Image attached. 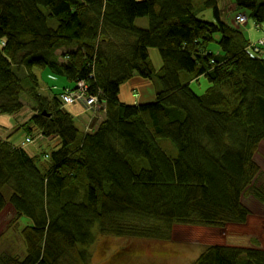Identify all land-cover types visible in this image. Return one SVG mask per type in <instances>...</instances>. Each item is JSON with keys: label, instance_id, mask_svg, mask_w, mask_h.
<instances>
[{"label": "trees", "instance_id": "16d2710c", "mask_svg": "<svg viewBox=\"0 0 264 264\" xmlns=\"http://www.w3.org/2000/svg\"><path fill=\"white\" fill-rule=\"evenodd\" d=\"M229 1L0 0V116L25 110L23 92L33 100L30 118L0 134V216L12 205L7 227L25 223L17 229L23 254L0 248V264H61L69 253L89 264L97 223L116 236L138 223L134 216L246 224L244 199L264 204L255 160L264 141V47L236 25L242 8L259 30L264 0ZM224 8L237 13L224 17ZM202 9L216 20L199 18ZM35 69L68 83L43 94ZM137 75L152 91L139 93ZM203 78L209 86L197 93L192 84ZM82 83L95 100L77 104L91 115L63 101ZM192 264L264 257L211 243Z\"/></svg>", "mask_w": 264, "mask_h": 264}, {"label": "rangeland", "instance_id": "374dc122", "mask_svg": "<svg viewBox=\"0 0 264 264\" xmlns=\"http://www.w3.org/2000/svg\"><path fill=\"white\" fill-rule=\"evenodd\" d=\"M223 3L226 4V7L228 5H230L229 7L232 6L229 0H223ZM219 7L223 8L221 3ZM43 8L46 10V7L43 6ZM239 9L244 11L248 16L247 23L246 21L241 22V24L239 23L240 29L251 39L250 44L256 45L263 43L264 47V22L258 30L256 26L258 24H256L253 18L249 17L248 10ZM231 11L232 15H230ZM236 13L237 11L235 9H225L224 17L235 16ZM197 16L203 20H216L214 11L211 9L198 10ZM231 22H233L232 19ZM247 29H249L248 32ZM259 47L260 49H256V52L254 51L255 53H262L261 45ZM248 49L253 50L250 46ZM35 71L39 77V90L43 94L46 93L44 87L48 89L47 93L52 95L56 91L52 89L53 85L64 86L68 83L65 77L52 73L50 69H35ZM20 74H22L21 71ZM137 76V80H140L138 83L134 82L136 76H133L126 82L124 88L129 87L134 82L139 92H142L145 89L143 84L146 78ZM24 83L26 86L29 85L27 80H24ZM208 86L209 83L204 78L200 82H194L192 84V88L197 93H203ZM133 96H138V94L136 93ZM93 99L95 98L93 97ZM21 100L26 105L22 115H32L30 105L33 104V100L30 95L27 92H23L21 94ZM64 100L66 101L65 98ZM87 101L91 102L89 100ZM69 106L79 107V110L83 109L80 110L81 112H86L88 115H91V112H88V108L77 104V102L70 103ZM3 118H5L4 115L0 116V120H3ZM94 121L95 117H92L86 123L90 127H93ZM25 141L26 139H24V143ZM16 144L18 146L21 145L19 143ZM32 147L29 148L32 149ZM258 150L255 154V160L264 170V141L260 143ZM256 183L264 184V174L260 176ZM249 198H247L248 200H244L249 209L252 208L251 210L253 212L259 206L252 204V200H249ZM13 215H15V211L12 205H7L6 210L0 216V235L4 234V237L2 235L0 239V248L12 254L22 255L24 246L21 237L17 233V229H20L25 223L19 220L18 224L8 228V221ZM134 217L138 223L129 222L126 231L123 230V233L127 232V234H123L124 236L102 233L99 223L94 226L93 232L96 238L95 242L89 247V264H124V262H127L126 264H192L201 253L202 248L211 243L225 245L224 247L229 254H249L260 258L264 257V247H262V243L257 242V237L263 238L264 232L259 229L257 219L251 220V216L244 225L195 220L170 221L150 217ZM121 247H123L122 250H118ZM61 264H78V260L75 255L73 257L69 253L61 259Z\"/></svg>", "mask_w": 264, "mask_h": 264}, {"label": "crops", "instance_id": "0c3cea01", "mask_svg": "<svg viewBox=\"0 0 264 264\" xmlns=\"http://www.w3.org/2000/svg\"><path fill=\"white\" fill-rule=\"evenodd\" d=\"M89 1H94V0H89ZM226 22L232 23L229 20H227ZM248 30L249 29H247V32H248ZM150 55L152 56V58H153V55H154L155 58L158 59L157 52L155 50H150ZM139 81L140 80H136L137 83ZM143 85L145 86L146 90H151L152 91V88L149 86L148 82L145 81ZM134 86H136V85H134ZM145 89H143V91ZM141 95L143 96V94H141ZM121 96H122V99H124V101H126V102H130L132 100V93H131V90L128 89V87L123 89ZM143 97L145 98V96H143ZM22 113L19 116L18 115L17 116H14V115L7 116V115H5L4 116L5 118H3V120H0V134L6 135L8 127L11 128V129L12 128L15 129L16 127H20L21 124L25 123L29 119V117L31 116V114H27V115L24 116V115H22ZM18 134L19 133L16 134V138L19 137ZM263 174H264V170L262 171L261 175H263ZM249 200H252L251 201L252 204H255V205L259 206L255 211L253 210V212L251 214V220L252 219L253 220L257 219L258 225H259V229L264 232V204H262L259 201L255 200V198H253V197H250ZM244 202L246 203L245 200H244ZM240 225H244V224H240ZM257 242L262 243V247H264V245H263L264 244V236H263V238L257 237Z\"/></svg>", "mask_w": 264, "mask_h": 264}, {"label": "built area", "instance_id": "2783aa9c", "mask_svg": "<svg viewBox=\"0 0 264 264\" xmlns=\"http://www.w3.org/2000/svg\"><path fill=\"white\" fill-rule=\"evenodd\" d=\"M238 20L240 23L246 21L245 16H243V15L238 16ZM79 88H80L79 91H73L70 93H66L62 96L63 101L65 104H67V106H69L70 103L78 102V100H80V99H86V100L91 101V102L87 101L89 104L92 103L93 100H95V99H93V97L91 95L86 94V88H85V85L83 83L80 84ZM64 98L66 99V101L64 100Z\"/></svg>", "mask_w": 264, "mask_h": 264}, {"label": "bare ground", "instance_id": "6f19581e", "mask_svg": "<svg viewBox=\"0 0 264 264\" xmlns=\"http://www.w3.org/2000/svg\"><path fill=\"white\" fill-rule=\"evenodd\" d=\"M50 21H53V19H50ZM246 49H248V46L246 47ZM259 52V51H258Z\"/></svg>", "mask_w": 264, "mask_h": 264}, {"label": "flooded vegetation", "instance_id": "af4514ba", "mask_svg": "<svg viewBox=\"0 0 264 264\" xmlns=\"http://www.w3.org/2000/svg\"><path fill=\"white\" fill-rule=\"evenodd\" d=\"M127 262H124V264H126Z\"/></svg>", "mask_w": 264, "mask_h": 264}]
</instances>
